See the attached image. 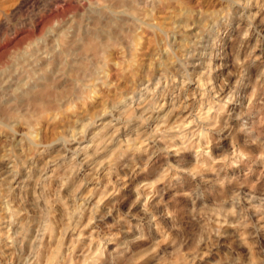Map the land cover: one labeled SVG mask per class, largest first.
Listing matches in <instances>:
<instances>
[{
  "label": "clouds",
  "instance_id": "9594fccd",
  "mask_svg": "<svg viewBox=\"0 0 264 264\" xmlns=\"http://www.w3.org/2000/svg\"><path fill=\"white\" fill-rule=\"evenodd\" d=\"M0 264H264V0H0Z\"/></svg>",
  "mask_w": 264,
  "mask_h": 264
}]
</instances>
